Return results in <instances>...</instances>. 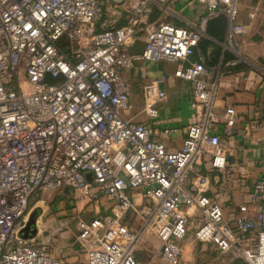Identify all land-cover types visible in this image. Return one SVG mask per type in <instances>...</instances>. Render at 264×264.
<instances>
[{"label": "built area", "instance_id": "obj_1", "mask_svg": "<svg viewBox=\"0 0 264 264\" xmlns=\"http://www.w3.org/2000/svg\"><path fill=\"white\" fill-rule=\"evenodd\" d=\"M123 1L126 23L101 28L106 7L99 0H0V264H63L46 246L19 236L35 193L62 189L85 206L110 205L108 214L78 217L76 241L88 264H141L136 250L147 234L160 245L152 259L181 264L191 229L199 242L235 249L246 264H264L261 208L250 214L241 205L232 225L207 194V175L186 185L206 161L212 171L228 166L227 141L213 130L235 127L237 111L218 108L219 80L210 77L198 46L207 22L226 15L223 46L235 57L230 65L241 62L239 35L248 29L236 22L242 0H196L206 12L190 28L150 22L152 3L169 0ZM139 40L141 51L132 53ZM167 62L179 64L175 75L193 85L194 120L176 150L158 138L169 128L124 115L133 91L124 70L138 66L146 80L149 65ZM163 82L143 84V111L151 118L167 98ZM263 196L264 178L253 187L252 203L260 205Z\"/></svg>", "mask_w": 264, "mask_h": 264}, {"label": "crops", "instance_id": "obj_2", "mask_svg": "<svg viewBox=\"0 0 264 264\" xmlns=\"http://www.w3.org/2000/svg\"><path fill=\"white\" fill-rule=\"evenodd\" d=\"M105 5L106 15L99 27H119L126 23L128 15L126 1L107 0ZM205 12V5L196 0L152 3L150 22L166 21L190 28L200 21ZM252 12H256L253 18L249 16ZM236 22L248 25L247 31L239 35L242 59L238 68L230 65L229 60L224 61L226 51L223 46L224 41L206 32L198 46L199 51L206 57L210 77L219 80L218 108L234 106L237 111L238 124L235 127L226 128L220 124L215 125L213 130L227 141L228 166L223 171H212L210 163L206 161L198 166L195 172H191L186 181L187 187L190 188L199 173L207 175L210 179L207 194L220 201L225 219L232 225H236V217L241 205H247L250 214H254L257 208H261L264 212V196L260 205L252 203L253 187L264 178V0H242ZM142 46V41L139 40L132 48L138 52L141 51ZM196 57L197 55L194 54L191 60ZM140 64L141 62L137 63L138 66ZM138 66L133 68L134 74L132 69L124 70L125 76L131 81L134 75H140ZM178 66L176 62L151 64L148 67V78L145 80L141 77L143 82L164 78L161 87L167 93V98L157 104L160 106L158 118H151L144 111L145 115L140 120H136L139 116L127 115L136 121L163 126V130L169 128L168 133L163 132L158 138L170 150L182 146L187 126L194 120L193 85L175 75ZM100 204L102 210H50L49 212L43 210L37 220L39 231L34 241L46 246L55 258L63 261V264H88L86 252L76 241L77 221L78 217L90 220L98 214L110 213L111 210H108L110 205L105 207L104 202ZM97 207L100 205L95 204V208ZM189 212L195 217L199 215L197 210L191 209ZM127 219L133 225L138 223L133 214H129ZM152 260L154 264H164L158 256ZM181 264L246 263L235 249L222 252L210 242H199L195 233L189 232L183 240Z\"/></svg>", "mask_w": 264, "mask_h": 264}, {"label": "rangeland", "instance_id": "obj_3", "mask_svg": "<svg viewBox=\"0 0 264 264\" xmlns=\"http://www.w3.org/2000/svg\"><path fill=\"white\" fill-rule=\"evenodd\" d=\"M99 2L106 7L107 0H99ZM106 15V13H105ZM104 15V17H105ZM103 17V18H104ZM135 69L132 68V74H134ZM145 82V81H144ZM140 75H134L132 80V97L130 102V108L127 112L124 113L125 116H139L136 120H140L142 116L145 115L143 112L144 107V98H143V84H144ZM160 107V106H158ZM159 117V116H158ZM156 117V118H158ZM105 207H108L109 203L105 200ZM86 205V201H82L77 195L70 194L66 189L55 190V191H44L37 192L32 197L29 205V209H36L37 207H41L46 212L50 210H88L95 209V203H91L88 206ZM99 210L101 209V205L99 204ZM102 210V209H101ZM109 210V209H108ZM191 234L195 233V230L189 231ZM148 236L144 237L143 240L138 244L136 255L141 259V264H154L152 260L153 252L157 249V245H159L158 241L154 236L147 234ZM143 263V261H145Z\"/></svg>", "mask_w": 264, "mask_h": 264}, {"label": "trees", "instance_id": "obj_4", "mask_svg": "<svg viewBox=\"0 0 264 264\" xmlns=\"http://www.w3.org/2000/svg\"><path fill=\"white\" fill-rule=\"evenodd\" d=\"M228 25L229 23L227 17L225 15H219L207 22L206 32L211 36H213L214 38H217L220 41H224L226 36V31L228 29ZM203 39L204 37L202 38V40ZM234 58L235 57L233 54H231L229 51H225L224 61L226 60L230 61ZM240 65L241 63L237 64L236 67L238 68ZM136 258L141 262V260L139 259V257H137V255Z\"/></svg>", "mask_w": 264, "mask_h": 264}, {"label": "water", "instance_id": "obj_5", "mask_svg": "<svg viewBox=\"0 0 264 264\" xmlns=\"http://www.w3.org/2000/svg\"><path fill=\"white\" fill-rule=\"evenodd\" d=\"M132 53H138L132 48ZM87 178L89 180L92 179V173L87 174ZM43 209L41 207H37L36 209H33L29 215V220L24 228L21 229L19 236L25 240L34 239L37 235L39 229L37 226V220L39 216L41 215Z\"/></svg>", "mask_w": 264, "mask_h": 264}]
</instances>
